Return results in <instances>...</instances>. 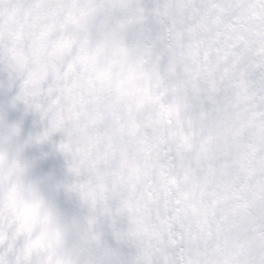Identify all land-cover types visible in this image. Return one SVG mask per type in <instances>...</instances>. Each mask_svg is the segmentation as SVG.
<instances>
[{
    "label": "snow or ice",
    "instance_id": "6c2138e0",
    "mask_svg": "<svg viewBox=\"0 0 264 264\" xmlns=\"http://www.w3.org/2000/svg\"><path fill=\"white\" fill-rule=\"evenodd\" d=\"M0 72L63 134L70 264H264V0H0ZM0 264H56L2 185Z\"/></svg>",
    "mask_w": 264,
    "mask_h": 264
},
{
    "label": "clouds",
    "instance_id": "9594fccd",
    "mask_svg": "<svg viewBox=\"0 0 264 264\" xmlns=\"http://www.w3.org/2000/svg\"><path fill=\"white\" fill-rule=\"evenodd\" d=\"M18 135L19 129L15 125H0V185L15 195L16 208L21 217L37 218L56 264H70L64 219L52 199L42 191V181L30 177V164L22 159L27 141L18 143ZM45 217L49 219L45 220Z\"/></svg>",
    "mask_w": 264,
    "mask_h": 264
},
{
    "label": "flooded vegetation",
    "instance_id": "af4514ba",
    "mask_svg": "<svg viewBox=\"0 0 264 264\" xmlns=\"http://www.w3.org/2000/svg\"><path fill=\"white\" fill-rule=\"evenodd\" d=\"M17 90L16 84L9 85L6 73L0 72V116L4 124L15 125L19 129L18 143L27 141L22 153V159L30 164L31 178L42 181V187H51L67 202L68 209L74 214V220L83 219L87 208L82 204L78 195L68 191L67 186L73 183L74 177L68 171V159L58 150V144L63 140V134L47 150L37 151L35 137L47 127V121L25 106L17 103L11 106L10 101ZM60 172V173H59ZM106 241H111V233H106Z\"/></svg>",
    "mask_w": 264,
    "mask_h": 264
},
{
    "label": "water",
    "instance_id": "95a60500",
    "mask_svg": "<svg viewBox=\"0 0 264 264\" xmlns=\"http://www.w3.org/2000/svg\"><path fill=\"white\" fill-rule=\"evenodd\" d=\"M59 134H60V132L52 133L46 140L37 143L36 149L37 150L47 149L56 140V138L59 136ZM42 191L44 192V194L46 196H48L52 199V201H53L57 211L61 215V217L68 222H72L73 221V215L69 210H67V205L64 201H62L60 195H58L56 192H54L50 188H43ZM121 223L123 224L125 222L122 221ZM113 243H114V247H117L115 240L113 241ZM119 250L125 258L129 257L133 252V250L131 248L126 247V246H122V245L119 246Z\"/></svg>",
    "mask_w": 264,
    "mask_h": 264
},
{
    "label": "rangeland",
    "instance_id": "374dc122",
    "mask_svg": "<svg viewBox=\"0 0 264 264\" xmlns=\"http://www.w3.org/2000/svg\"><path fill=\"white\" fill-rule=\"evenodd\" d=\"M60 173V172H59ZM80 220H83V219H80ZM77 221H79V220H77Z\"/></svg>",
    "mask_w": 264,
    "mask_h": 264
}]
</instances>
